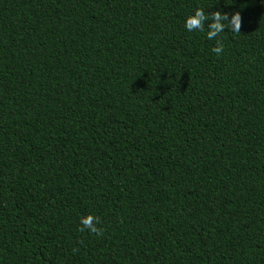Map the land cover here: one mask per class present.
<instances>
[{
    "label": "trees",
    "instance_id": "obj_1",
    "mask_svg": "<svg viewBox=\"0 0 264 264\" xmlns=\"http://www.w3.org/2000/svg\"><path fill=\"white\" fill-rule=\"evenodd\" d=\"M0 264H264V0H0Z\"/></svg>",
    "mask_w": 264,
    "mask_h": 264
},
{
    "label": "clouds",
    "instance_id": "obj_2",
    "mask_svg": "<svg viewBox=\"0 0 264 264\" xmlns=\"http://www.w3.org/2000/svg\"><path fill=\"white\" fill-rule=\"evenodd\" d=\"M207 23L206 36L209 40L216 39L220 33L225 31L226 28L230 29L234 33H241V15L239 11L233 12L230 16L227 12H221L219 10L212 11L210 14H206L205 10L196 8L193 14H189L185 19V27L188 31H205V22ZM223 43L220 40L216 41V46L212 48V51L219 56L223 51ZM100 223L99 217L88 214L80 217L79 228L80 232H84L86 229L89 233L97 236H103L102 228L97 225Z\"/></svg>",
    "mask_w": 264,
    "mask_h": 264
}]
</instances>
